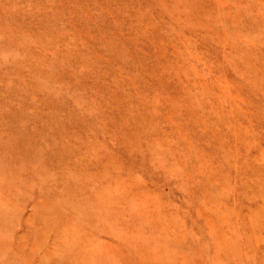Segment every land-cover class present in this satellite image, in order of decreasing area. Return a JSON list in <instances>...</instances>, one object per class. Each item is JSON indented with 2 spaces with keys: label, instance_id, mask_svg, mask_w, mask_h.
<instances>
[{
  "label": "rangeland",
  "instance_id": "1",
  "mask_svg": "<svg viewBox=\"0 0 264 264\" xmlns=\"http://www.w3.org/2000/svg\"><path fill=\"white\" fill-rule=\"evenodd\" d=\"M0 264H264V0H0Z\"/></svg>",
  "mask_w": 264,
  "mask_h": 264
}]
</instances>
